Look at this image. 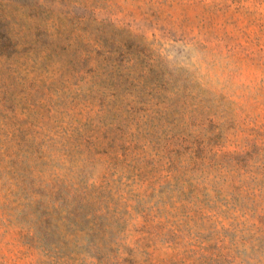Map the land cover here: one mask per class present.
<instances>
[{"label":"rangeland","instance_id":"374dc122","mask_svg":"<svg viewBox=\"0 0 264 264\" xmlns=\"http://www.w3.org/2000/svg\"><path fill=\"white\" fill-rule=\"evenodd\" d=\"M0 264H264V0H0Z\"/></svg>","mask_w":264,"mask_h":264}]
</instances>
